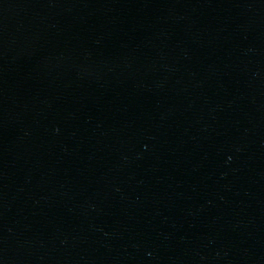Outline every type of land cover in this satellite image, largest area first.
I'll return each instance as SVG.
<instances>
[{"label": "water", "instance_id": "obj_1", "mask_svg": "<svg viewBox=\"0 0 264 264\" xmlns=\"http://www.w3.org/2000/svg\"><path fill=\"white\" fill-rule=\"evenodd\" d=\"M0 264H264V0H0Z\"/></svg>", "mask_w": 264, "mask_h": 264}]
</instances>
